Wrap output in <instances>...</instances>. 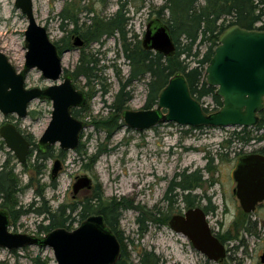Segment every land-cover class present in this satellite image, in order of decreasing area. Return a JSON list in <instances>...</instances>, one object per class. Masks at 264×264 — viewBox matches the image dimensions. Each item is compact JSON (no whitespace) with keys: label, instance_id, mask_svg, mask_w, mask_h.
I'll return each mask as SVG.
<instances>
[{"label":"rangeland","instance_id":"obj_1","mask_svg":"<svg viewBox=\"0 0 264 264\" xmlns=\"http://www.w3.org/2000/svg\"><path fill=\"white\" fill-rule=\"evenodd\" d=\"M15 1L0 0V51L20 72L25 65L27 49L24 33L28 21L15 6ZM74 1L76 3L80 1L82 8H94L100 16L107 18L118 11L120 4L128 2L130 21L127 29L131 41L135 35L137 40L142 41L148 22L151 19H158L156 12L165 3V0H106L105 3L99 0H33L37 22L48 29L53 42L65 37L60 14L67 3ZM85 15L80 16V24L88 21ZM167 18L168 14L164 19ZM72 28L68 27L69 30ZM71 42L73 43V40ZM182 43L185 44V41ZM67 50L69 51L63 55V67L72 74L78 66L80 50L76 48ZM200 50L203 54L206 46L200 47ZM86 52L94 54L99 59L98 68L101 71L98 74L102 79L96 80L91 86H87V81L83 77L74 79L77 88L90 95L87 107L85 110L81 109L80 113V120L87 124V128L81 134L79 146L83 155L80 156L76 151L64 152L59 144L51 147L53 157L47 161L43 176L36 178L32 189L20 194L22 205L28 207L33 203V209H39L46 204L56 209L63 203H69L73 198L72 186L76 179L87 175L102 185L106 198L123 199L133 203L134 208L123 213L120 229L124 237L123 244L134 264L139 263L141 251L154 252L162 264H261V255L264 253L262 234L264 207L260 206L250 218L244 214L233 194L236 183L232 180L231 173L237 160L235 154L240 150L245 154L261 150L264 152V140L251 142L247 146L234 142L229 146L224 141L237 128L194 129L171 123L138 132L126 127L124 122L123 127L114 131L108 138L106 132L95 128L93 119L100 116L108 117L111 113L108 106L113 104L120 90V81L125 82L129 76L128 62L123 56L122 43L117 36L105 38L101 45L92 44ZM148 81L149 77H146L127 89L131 93V99L126 103L125 110L145 109ZM50 85H53V82L43 78L37 69L28 74L27 88L45 89ZM104 89L108 90L106 94ZM204 105L209 106L211 110L214 108L210 97L204 100ZM52 111L51 101L35 100L29 106L27 118L21 119L16 115L4 116L0 113V127L5 123H11L25 135L31 136L37 144L51 121ZM255 135L264 136V131H256ZM100 149L105 152L99 156L92 171H86L83 166L88 165L90 157L96 155ZM60 152H64L65 155H60ZM223 155L228 158L222 157ZM35 156L34 153L32 162ZM210 158H213L214 165L219 169L214 173L217 183L210 187L206 179L207 174L203 173L202 182L195 188L196 191L192 192L205 196L214 192L219 194V197L213 200L217 210L213 215H209L208 221L213 231L224 240L223 243L228 242V255L220 263L209 261L193 248L187 238L172 231L170 219L185 211V205L180 198L173 206L165 201L168 187L177 175L204 169ZM10 159L11 164H17L16 173L20 174L23 184L26 185L29 178L23 174L22 165L18 163L16 156L5 145L4 148L0 146V163ZM57 159L62 161L63 169L57 180L52 181L51 171ZM179 180L177 178V182ZM37 181L39 185L48 186L45 191V202L35 197ZM53 182L56 184L55 189L50 186ZM203 205H206V201H203ZM142 211L147 214L148 219L147 232L144 234L139 233L137 223ZM151 212L154 213L152 217L148 215ZM249 219L250 222L247 224ZM42 220L43 217L35 213L24 215L15 226L11 224L10 231L44 236L38 235V226ZM79 225L76 223L72 230ZM247 228L251 229L254 235H250ZM16 252L0 248V264H34L32 259L39 256L42 260L49 259L50 264H56L51 248L29 247Z\"/></svg>","mask_w":264,"mask_h":264},{"label":"water","instance_id":"obj_2","mask_svg":"<svg viewBox=\"0 0 264 264\" xmlns=\"http://www.w3.org/2000/svg\"><path fill=\"white\" fill-rule=\"evenodd\" d=\"M15 6L28 21L24 33L27 51L24 69L20 72L0 51V113L27 118L33 101L49 100L52 117L37 143L39 150L59 144L64 152L76 151L87 124L76 118L73 110L86 108L89 100L85 92L77 89L72 75L65 74L63 55L69 50L59 53L48 29L37 22L33 0H16ZM84 45L79 36L73 38V47L77 50ZM142 46L166 58L174 56L177 48L169 27L159 19L148 23ZM34 69L53 85L45 89L27 88L28 74ZM205 75L208 86L215 88L216 96L222 100L217 112L207 113L202 103L191 95L186 78L178 74L160 92L155 108L123 111L124 124L138 132L171 123L196 129L257 128L260 114L264 112V31L239 26L226 30ZM0 137L18 163L26 164L32 146L17 126L5 123L0 127ZM62 169V161L57 159L52 180L58 178ZM233 178L237 184L235 195L244 213H253L257 204L264 201V154L242 156ZM91 183L88 176L79 177L73 184L74 196L90 189ZM169 225L209 261L220 263L226 259L227 248L213 233L202 208L172 216ZM10 227L9 213L0 209V248L7 251L51 248L56 264H116L120 259L121 243L102 215L90 216L74 230L58 228L44 236L12 233ZM260 262L264 264V254Z\"/></svg>","mask_w":264,"mask_h":264},{"label":"trees","instance_id":"obj_3","mask_svg":"<svg viewBox=\"0 0 264 264\" xmlns=\"http://www.w3.org/2000/svg\"><path fill=\"white\" fill-rule=\"evenodd\" d=\"M99 1L105 3L106 0ZM74 2L67 3L60 14L62 18L61 28L66 35L62 40L54 43L60 54L67 49L74 48L71 40L75 36H79L85 45L80 49V59L76 70L72 74L65 70V74H71L73 80L79 77L85 78L87 86H91L96 80H101L102 78L98 74L101 71L98 68L99 59L94 54L87 53L86 49L92 44L101 45L105 38L115 36L119 37L122 43L123 56L128 62L129 76L125 82L120 81V90L115 96L113 104L108 106L111 113L108 114V117L100 116V118L93 119L95 128L98 131L106 132L108 138L114 131L123 127L122 113L125 111L126 103L131 99V93L127 89L146 77H149V81L147 83L148 94L145 109L155 108L160 92L171 78L180 74L186 78L190 93L197 101L204 105L206 98L212 99L215 109L211 111L205 107V111L207 113L217 112L222 107V100L216 96V89L208 86L205 71L214 56L216 47L219 45L221 35L233 26H239L246 30L264 31V0H165L164 5L156 12L157 18L169 27L177 47L174 56L166 58L163 55L144 50L142 41L137 40L136 35L133 41L128 38L129 30L127 27L130 21L128 2L120 4L118 11L108 18L100 16L94 8H82L80 1ZM82 14H86L88 21L80 24ZM166 14H168V18L165 20ZM69 26L73 28L69 30ZM182 41H185V44ZM202 46H206V51L203 54L200 50ZM118 76H120L119 72ZM107 91L104 89V94ZM87 96L89 100L90 95ZM80 113L81 110H73V115L76 118H81ZM259 130L264 131V112L260 114V123L257 128H237L230 136L226 137L224 142L229 146L234 142L241 146H247L254 141H263V135H255V132ZM27 137L32 148L29 156L31 162L28 163L27 161L26 164L22 165L23 174L29 178L26 185L23 184L20 174L16 173L17 164H11V159L0 163V209L9 213L11 224L15 226L24 215L35 213L43 217L38 226V235H46L58 228L72 230L76 223L81 224L92 215H102L108 228L121 243V255L116 264H134L123 244L124 237L120 229L121 217L125 211L134 208L133 203H128L123 199L106 198L100 183L92 197L72 200L69 203L59 205L56 209L48 207L46 204L39 209H33V203L28 207L22 205L20 194L34 187L36 178L43 176L47 161L53 157L52 149L41 151L34 139L28 135ZM4 145L0 137V146L4 148ZM76 152L80 156L83 155L81 147ZM104 152L100 149L96 155L90 157V162L83 166L84 169L92 171L99 156ZM257 152L264 154L263 150ZM34 153L36 156L32 162ZM242 154L245 153L240 150L235 155L239 157ZM60 155L64 156L65 153L60 152ZM222 157L228 158L224 155ZM209 160L213 161V158ZM177 178L180 179L179 182H177ZM177 178L168 187L165 201L173 206L180 198L189 208L193 207L191 195L183 193L193 191L202 182L200 171L179 174ZM37 183L35 197L45 202V191L48 186L39 185V181ZM50 186L55 189V182ZM178 190L179 193L176 192ZM153 214L152 212L148 213L151 217ZM146 215L142 211L141 216L137 218L140 234L147 232L146 220L148 219ZM246 230L250 235H254L248 228ZM218 238L222 243L224 242L221 237ZM13 253L17 252L13 251ZM139 258L138 264H162L161 259L154 252L141 251ZM32 260L34 264H50L49 259L42 260L40 256Z\"/></svg>","mask_w":264,"mask_h":264},{"label":"flooded vegetation","instance_id":"obj_4","mask_svg":"<svg viewBox=\"0 0 264 264\" xmlns=\"http://www.w3.org/2000/svg\"><path fill=\"white\" fill-rule=\"evenodd\" d=\"M152 20V19H151ZM150 20V21H151ZM149 21V22H150ZM148 22V23H149ZM148 25V24H147ZM80 50V49H79ZM76 85V84H75ZM77 87V86H76ZM76 110H78V109H76ZM22 132V131H21ZM23 135L25 136V138L28 140V137H27V135H25L24 133H23ZM29 141V140H28ZM30 144H31V142H30ZM32 146V145H31ZM50 149V148H49ZM253 153H258V152H253ZM247 154H252V153H247ZM258 154H261V153H258ZM244 155H246V154H242V155H240L239 157H236L237 158V160H236V164H235V168L232 170V173H231V177H232V180L235 182V180H234V178H233V173H234V171L236 170V168H237V165H238V162H239V159L242 157V156H244ZM29 158V157H28ZM63 164V163H62ZM197 171H200V174L202 175L203 173H205V174H207V183H208V185L210 186V187H212L215 183H217V179H216V176L214 175V173H216V172H218L219 171V169L218 168H216V165H214V160L213 161H211V160H209L208 159V163H207V165L204 167V169H202V170H197ZM52 172V171H51ZM194 172H196V171H194ZM210 175H213L212 177H210ZM85 176V175H84ZM87 176V175H86ZM89 177V176H88ZM79 178V177H78ZM77 178V179H78ZM91 180H92V183H91V188L90 189H86V190H82V191H80L79 192V194L78 195H76V196H74V194H73V198H72V200H76V199H78V200H81V199H83L84 197H92L93 196V194L95 193V191H96V189H97V185L99 184V182H96V180L94 179V178H91V177H89ZM52 179V178H51ZM76 179V180H77ZM202 179H203V176H202ZM57 180V179H56ZM56 180H52V181H56ZM205 180V179H204ZM236 183V182H235ZM236 186H237V184L235 185V188H234V190H233V194H234V196L236 197V195H235V190H236ZM198 188V187H197ZM72 190H73V186H72ZM195 191H196V189H194ZM193 190V191H194ZM179 191V190H178ZM180 192V191H179ZM183 194H185V195H188V194H190L191 196H190V198H191V201L193 202V204H194V206L193 207H188V205L187 204H184L185 205V208H184V210L185 211H183V212H180V214H177V215H181V214H183V213H185L186 211H188L189 209H192V208H196V207H200V208H202L203 210H204V212L207 214V217L209 218V215H213L215 212H216V210H217V206L215 205V203L213 202V200H215L216 198H218L219 197V194H217V192H214V193H212L211 195H209V196H205V195H196V194H194L192 191H190V192H184ZM222 200H223V196H222ZM236 200L239 202V200L237 199V197H236ZM203 201H206V205H203ZM239 204H240V202H239ZM241 206V205H240ZM260 206H262V207H264V201L262 202V203H259V204H257V206H256V210L253 212V213H251V214H246V213H244V214H246V215H248V218H250V215H252V214H254L257 210H258V208L260 207ZM242 208V207H241ZM243 210V209H242ZM244 212V211H243ZM93 216V215H92ZM209 222V221H208ZM249 222H250V219L248 220V224H249ZM209 225H210V222H209ZM210 227H211V225H210ZM212 229V228H211ZM250 231H252L251 229H249ZM212 231H213V229H212ZM262 234H263V238H264V219H263V222H262ZM213 233H215V231H213ZM215 235L217 236V237H219L218 236V234L217 233H215ZM220 240V239H219ZM221 241V240H220ZM227 243L228 242H225V243H223L225 246H226V248H227V252H228V246H227ZM264 254V253H263ZM262 254V255H263ZM261 255V256H262ZM261 263V262H260Z\"/></svg>","mask_w":264,"mask_h":264},{"label":"built area","instance_id":"obj_5","mask_svg":"<svg viewBox=\"0 0 264 264\" xmlns=\"http://www.w3.org/2000/svg\"><path fill=\"white\" fill-rule=\"evenodd\" d=\"M204 107H206V108H208V109H210L211 110V108H209V106H207V105H204ZM215 109V106H214V108H213V110ZM212 111V110H211Z\"/></svg>","mask_w":264,"mask_h":264}]
</instances>
